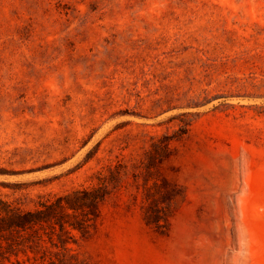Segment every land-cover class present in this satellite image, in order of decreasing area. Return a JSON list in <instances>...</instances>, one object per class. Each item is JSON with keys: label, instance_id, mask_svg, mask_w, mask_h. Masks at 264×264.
<instances>
[{"label": "rangeland", "instance_id": "rangeland-1", "mask_svg": "<svg viewBox=\"0 0 264 264\" xmlns=\"http://www.w3.org/2000/svg\"><path fill=\"white\" fill-rule=\"evenodd\" d=\"M102 181L80 264H264V0H0V199Z\"/></svg>", "mask_w": 264, "mask_h": 264}, {"label": "trees", "instance_id": "trees-1", "mask_svg": "<svg viewBox=\"0 0 264 264\" xmlns=\"http://www.w3.org/2000/svg\"><path fill=\"white\" fill-rule=\"evenodd\" d=\"M113 188L111 181H102L64 195L39 196L32 208L27 201L0 199V264H80L70 247L75 233L89 234ZM159 208L151 205L147 222L160 226L166 220Z\"/></svg>", "mask_w": 264, "mask_h": 264}]
</instances>
